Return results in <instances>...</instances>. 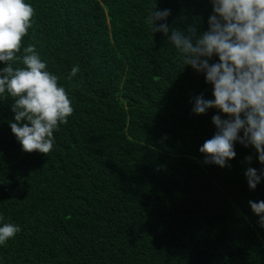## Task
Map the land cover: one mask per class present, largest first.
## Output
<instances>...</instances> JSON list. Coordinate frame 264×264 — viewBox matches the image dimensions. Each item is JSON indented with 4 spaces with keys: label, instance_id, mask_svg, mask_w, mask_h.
<instances>
[{
    "label": "trees",
    "instance_id": "1",
    "mask_svg": "<svg viewBox=\"0 0 264 264\" xmlns=\"http://www.w3.org/2000/svg\"><path fill=\"white\" fill-rule=\"evenodd\" d=\"M25 3L33 16L18 55L34 46L73 113L51 152L28 153L10 128L12 100H0V226L21 228L0 264H264L248 203L264 200V179L251 190L244 174L264 165L239 142L230 167L204 162L212 116L226 114L192 112L213 86L168 40L173 28L207 31L211 0ZM154 6L171 10L167 36L146 22Z\"/></svg>",
    "mask_w": 264,
    "mask_h": 264
},
{
    "label": "clouds",
    "instance_id": "2",
    "mask_svg": "<svg viewBox=\"0 0 264 264\" xmlns=\"http://www.w3.org/2000/svg\"><path fill=\"white\" fill-rule=\"evenodd\" d=\"M212 14L208 30L197 33L194 26L186 31L171 29L168 40L180 53L184 66L190 65L205 75L213 86L214 99L203 94L195 97L192 112L206 114L215 108L226 114L212 116L216 132L199 147L206 164L230 167L235 158V143L255 150L256 159L264 165V0H211ZM170 9L150 11L146 22L153 33L168 35L166 23ZM33 8L25 0H0V100H12L14 113L9 121L12 133L28 153L48 154L53 149L54 130L67 123L73 107L56 75L46 69L33 45L21 52V41L31 27ZM157 21H165L157 24ZM214 56L218 62L210 63ZM22 62L25 67H14ZM74 66L68 79L76 76ZM242 133V135H241ZM250 164L253 156L245 157ZM251 190L264 179V168L245 170ZM252 212L264 228V200L248 201ZM3 218L0 217V220ZM21 228L13 223L0 226V245L14 238Z\"/></svg>",
    "mask_w": 264,
    "mask_h": 264
}]
</instances>
